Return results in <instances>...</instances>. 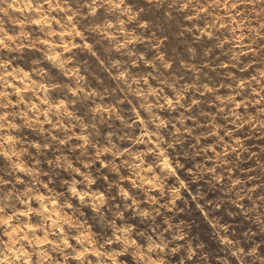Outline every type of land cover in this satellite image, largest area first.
<instances>
[{
	"label": "clouds",
	"instance_id": "1",
	"mask_svg": "<svg viewBox=\"0 0 264 264\" xmlns=\"http://www.w3.org/2000/svg\"><path fill=\"white\" fill-rule=\"evenodd\" d=\"M165 27L197 34L203 47L184 45L191 64L227 57L224 95L200 75L173 78L190 64L147 36ZM152 43L155 61L140 48ZM80 54L113 83L91 84ZM195 93L213 97L227 123L194 127L206 111ZM203 133L218 141L212 156ZM249 137L264 145V0H0V264H264V151H250ZM189 143L212 164L189 161L190 177L224 188L227 215L245 221L238 231L178 174L187 165L173 157ZM241 155L254 157L243 178L233 171ZM185 192L216 255L182 223L157 222L160 198L171 211Z\"/></svg>",
	"mask_w": 264,
	"mask_h": 264
},
{
	"label": "rangeland",
	"instance_id": "2",
	"mask_svg": "<svg viewBox=\"0 0 264 264\" xmlns=\"http://www.w3.org/2000/svg\"><path fill=\"white\" fill-rule=\"evenodd\" d=\"M152 21L154 24H156L157 28H159V16L152 17ZM153 34L157 40L163 41L161 47L166 51V53H175V56L171 57L174 62H179L181 66L185 63L190 64L188 69L178 67L177 71H182L183 75L177 77L176 74L173 73L174 79L182 80L185 83H188L189 81H193L195 76L200 75V78L210 85H217V95H224L226 93V87H220L221 85H225V81L227 79L225 73L228 70L221 67V64L227 60L225 55L213 54L209 59L197 57L200 62L198 64H191V58L186 55V48L184 45L191 44L196 46L198 49L203 47V45L197 44V34L188 32L184 35H176L172 30H169L166 27L161 30H155L154 33L148 32L147 36L151 38ZM156 47L157 45L155 43L140 46L141 50L145 52L146 58L150 61L156 60V57L153 54L156 50ZM80 55L84 56V59H86L87 62L92 65V71L88 74L91 84L97 87H106L113 83L110 81L108 76L103 73V69L99 67L98 63L93 58L87 56L86 54ZM144 67H146V65ZM149 71H151V69H149ZM97 76H99V78L104 81L103 86L98 84L96 80ZM168 91L170 92L171 89H168ZM119 95L121 99H123L126 96V93L121 91ZM195 97L200 100V104L196 107L204 108L206 111H196V119H198L200 123L198 125L193 124L194 127H198L200 129L207 128L208 124L205 123V120L214 122L218 121L222 125L227 123L226 118L220 114V109L218 106H216L217 102L213 97H211L208 93H204L203 95L200 93H195ZM189 99H191V97H189ZM124 110H128L127 104L124 105ZM185 111H187V109H185ZM189 123L192 124L191 121H189ZM227 126L232 127L231 124H228ZM234 131H237L238 133V130ZM220 136H224V133L220 132ZM241 138L243 139V137ZM188 139L189 138L186 137V143ZM254 139L255 138L253 137L248 138L249 150L252 151L257 148H261V150L264 151V145L253 142ZM201 143L209 144L210 150L208 152V156H212L211 146L217 145L218 141L214 140L210 134L203 133ZM219 150V147H217V151ZM177 156L181 162L187 165V167L184 170L179 171L178 174L188 182L189 189L193 194H196L197 192H202L204 194V199L201 200L200 203L205 208V211L209 213V216H214L222 222L228 223L230 229L233 232L238 231L241 227L245 226L244 220H233L227 215V213L230 211V206L225 202L227 197L223 187L214 185V182L211 181L206 174H199L195 182H193V179L190 177L189 171H196V165L190 163L189 161L194 160L196 161V164H205L208 167L212 166L211 161L197 156L194 149L192 148V144L190 143L187 144V147L179 146V150L173 158L175 159ZM186 156L188 157L187 160L185 159ZM253 158V156L245 157L241 155L238 163L233 161V163L236 164V167L233 171L237 177L243 178L249 175L252 169H249L245 166L251 163ZM77 159H79V156H77ZM160 200L161 206L159 208V215L157 217V222L160 227H166V225H164L165 219L170 220L174 224L182 223L184 225L185 232L188 233L189 239L192 242H195L198 239L204 241L209 246L210 254L216 255L218 249L216 244L210 239V230L208 224L205 222L203 215L200 213V211H198L196 204L192 201L187 192L184 193V199L182 201H178L175 208H173L171 211L163 207L167 201L163 198H160ZM217 204L222 205L219 211L216 207ZM129 219H132V217H129ZM89 226L95 228V225L90 224ZM148 227L150 229L152 225H149Z\"/></svg>",
	"mask_w": 264,
	"mask_h": 264
}]
</instances>
